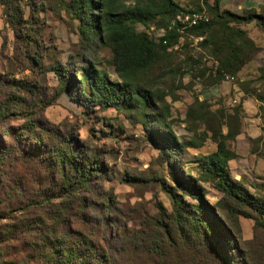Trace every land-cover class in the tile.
I'll use <instances>...</instances> for the list:
<instances>
[{"label":"trees","instance_id":"obj_1","mask_svg":"<svg viewBox=\"0 0 264 264\" xmlns=\"http://www.w3.org/2000/svg\"><path fill=\"white\" fill-rule=\"evenodd\" d=\"M125 1L63 3L78 20L82 42L97 39L110 48L120 82L111 81L90 62L75 68L58 60L46 68L39 39L8 22L23 43L28 64L20 63L30 74L17 77L14 70L0 66V264H257L264 253L263 244L255 245L256 235L264 234V196H255L232 176L229 162L236 153L227 141H234L240 130L222 134L219 125L211 128L207 115L219 123L205 100L195 99L188 115L201 119L215 149L198 160L197 176L175 167L174 152L171 159L167 155L176 184L167 185L172 202L168 221L153 220L138 229H129L114 214L117 202L113 191L102 184L107 170L97 154L45 118V106L62 91L84 106L91 102L139 113L152 139L157 136L155 141L172 150L178 147L167 122L168 109L159 104L164 105L163 96L154 89L159 73L153 79L150 76L153 66L172 56H167V47L178 34L166 31L162 40L167 43L155 42L134 25L156 18L158 26L167 27L185 9L174 0ZM0 2L6 4V0ZM207 7L210 20L195 22L187 31L204 36L202 46L218 62L215 76L208 81L213 85L225 74H237L260 50L239 25L255 21L264 28V15L222 9L220 0H212ZM14 17L24 21L22 12ZM48 69L58 80L52 94L44 93L46 87L38 77ZM260 76L264 79V72ZM241 90L252 93L243 86ZM150 117L161 132L154 126L149 129ZM180 145L199 149L203 144ZM203 183L222 194L216 203L205 200ZM240 217L253 221L249 240L243 238Z\"/></svg>","mask_w":264,"mask_h":264},{"label":"rangeland","instance_id":"obj_2","mask_svg":"<svg viewBox=\"0 0 264 264\" xmlns=\"http://www.w3.org/2000/svg\"><path fill=\"white\" fill-rule=\"evenodd\" d=\"M70 1L0 2V66L9 71L14 70L17 77L30 74L28 69L21 67V63L25 66L28 60L24 56L23 43L16 39L8 23L11 20L16 28L29 31L39 39V45L44 47L42 63L46 68L58 60L63 64L71 62L75 68H85L90 62L98 70L106 72L111 81L120 82L110 48L100 45L97 39H94V43L81 41L77 31L78 20L63 5ZM174 1L185 9L182 12L187 14V26H181L186 25V18H180L179 21L175 17L167 27L158 26L155 18L146 24L136 23L134 28L146 32L155 42L165 43L162 39L166 31L178 34L167 47V56H172L157 67L153 66L150 71L152 79L159 73L155 78L154 89L163 96L164 105L159 104L168 109L167 122H170L178 147L172 150L155 141L157 136L152 139L142 125L144 117L123 108L91 102L84 106L62 91L44 108L47 120L72 133L84 148L96 153L98 160L105 165L107 177L102 184L113 191L118 208L114 214L129 229H138L149 223L151 225L153 220L168 221L172 202L167 185L176 186L166 162L167 155L171 159L170 152L175 153L172 160L178 170L185 175L191 173L197 176L198 160L204 153L215 149L211 133L206 131L201 119H196L193 114L188 115L197 98L199 101L205 100L209 110L218 119L219 124L213 115L206 116L211 128L217 129L219 125L222 134H227L228 130L231 133L240 130L234 141H227L229 148L236 153L230 164L231 174L236 180H241L252 194L260 198L264 196V79L260 76L264 72V28L255 21L239 25L260 50L241 68L243 71L240 75L225 74L223 80L210 85L208 81L215 76L218 62L202 46L204 36L191 34L187 27L195 22L210 20L207 4H211L212 0ZM131 2L125 1L126 4ZM220 8L237 14L253 10L264 15V0H220ZM15 12H22L24 21L15 18ZM16 45L19 48L17 50L14 49ZM160 67L163 70L160 71ZM38 77L42 78L40 85L46 87L44 93L52 94L58 86L55 73L48 69ZM241 86L252 93L246 95ZM79 92L78 87L74 89L76 96ZM148 124L149 129L154 126L161 132L151 117ZM193 142L203 145L199 149L180 145L186 146ZM202 186L204 198L209 204L221 198L222 194L209 183H203ZM186 199L195 201L189 197ZM242 220L246 222L243 217ZM247 222L249 226H243L249 238L243 234L244 240L251 239L253 235V221L248 219ZM256 237L255 245H264V234H257ZM256 262L264 264V253Z\"/></svg>","mask_w":264,"mask_h":264},{"label":"crops","instance_id":"obj_3","mask_svg":"<svg viewBox=\"0 0 264 264\" xmlns=\"http://www.w3.org/2000/svg\"><path fill=\"white\" fill-rule=\"evenodd\" d=\"M242 71H243V69H241L239 72H238V74L240 75L241 73H242ZM242 79H243V77H241ZM213 87V86H212ZM242 105H243V103H242ZM232 160V159H231ZM231 160H230V162H229V166H230V164H231ZM255 160V159H254ZM231 168V167H230ZM230 171H231V169H230ZM244 219H246V222H244V220H242V217H240V223H241V227H242V235L244 234V236L246 235V236H248V233H246V229H245V226H243V225H248L249 226V222H247L248 221V218H245V217H243ZM251 220V219H250ZM251 225V224H250ZM247 238H249V236L247 237Z\"/></svg>","mask_w":264,"mask_h":264},{"label":"built area","instance_id":"obj_4","mask_svg":"<svg viewBox=\"0 0 264 264\" xmlns=\"http://www.w3.org/2000/svg\"><path fill=\"white\" fill-rule=\"evenodd\" d=\"M200 15H201V14H199V16H200ZM175 17L186 18V25H181V26H187V14H186V13L179 12V13L176 14ZM165 43H166V41H165Z\"/></svg>","mask_w":264,"mask_h":264},{"label":"bare ground","instance_id":"obj_5","mask_svg":"<svg viewBox=\"0 0 264 264\" xmlns=\"http://www.w3.org/2000/svg\"><path fill=\"white\" fill-rule=\"evenodd\" d=\"M177 19L180 21V18L179 17H177ZM202 20V19H201ZM183 22V21H182Z\"/></svg>","mask_w":264,"mask_h":264}]
</instances>
